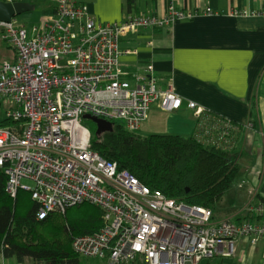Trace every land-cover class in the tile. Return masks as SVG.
Segmentation results:
<instances>
[{
  "label": "built area",
  "instance_id": "2783aa9c",
  "mask_svg": "<svg viewBox=\"0 0 264 264\" xmlns=\"http://www.w3.org/2000/svg\"><path fill=\"white\" fill-rule=\"evenodd\" d=\"M212 15L210 8L186 12L169 4L163 18L127 15L107 25L77 0H55L48 21L0 22V39L14 51L13 60L0 65V102L12 106L5 117L21 128L19 133L0 128L5 193L13 200L29 194L39 221L83 204L98 209L102 227L73 239L76 256L107 264H200L233 257L239 242L251 248L264 243V204L255 201L254 191L243 213L258 220L214 221L212 211L168 199L103 160L91 149L92 135L83 125V117L90 116L138 133L152 104L167 113L178 111L180 97L171 84L160 88L152 64L136 70L123 64L122 58L136 51L122 47V40L140 30ZM229 16L263 14L231 10ZM187 107L197 120L202 116L194 103ZM230 130L229 123L212 121L203 142L231 147Z\"/></svg>",
  "mask_w": 264,
  "mask_h": 264
},
{
  "label": "crops",
  "instance_id": "0c3cea01",
  "mask_svg": "<svg viewBox=\"0 0 264 264\" xmlns=\"http://www.w3.org/2000/svg\"><path fill=\"white\" fill-rule=\"evenodd\" d=\"M77 1L89 15L107 25L119 23L127 15L163 18L169 4L186 12L204 8L213 11L212 16L177 22L167 29L140 30L129 35L122 40V47L133 49L136 54L124 56L122 62L131 70L152 64L160 88L171 84L182 101L181 108L172 113L152 104L149 119L139 130L145 136L191 137L197 118L188 109L189 103L240 126L231 146L239 174L215 206L213 220L245 222L243 209L251 191L255 192V201L264 204V0ZM15 2L28 4L31 11L46 10L48 20L55 7V0ZM231 10L254 11L263 16L234 18L229 16ZM2 43L5 44L0 39V65L8 60L1 58ZM12 59L13 55L9 60ZM0 264L35 263L31 259L22 263L3 259L0 250ZM80 264L107 262L83 258ZM207 264H264V243L260 241L251 248L248 243L239 242L233 257L217 256Z\"/></svg>",
  "mask_w": 264,
  "mask_h": 264
},
{
  "label": "trees",
  "instance_id": "16d2710c",
  "mask_svg": "<svg viewBox=\"0 0 264 264\" xmlns=\"http://www.w3.org/2000/svg\"><path fill=\"white\" fill-rule=\"evenodd\" d=\"M212 121L230 124L229 139L233 143L240 126L207 111L197 120L189 138L173 135L141 137L126 131L118 123L112 124V132L94 136L95 125L87 120L83 125L91 132V149L103 160L116 164L118 170L129 172L141 185L168 199L214 212L239 174V166L230 146L204 144V128ZM0 128L17 133L21 129L19 122L6 117L0 121ZM5 184L6 177L0 169V250L3 259H14L17 263L31 259L35 264H80L83 258L72 252L71 242L79 236L96 234L102 227V213L92 207L80 206L73 212L67 210L63 216L49 214L39 221L37 206L30 195L21 192L13 200L5 193ZM244 220L251 222L258 218L246 215Z\"/></svg>",
  "mask_w": 264,
  "mask_h": 264
},
{
  "label": "water",
  "instance_id": "95a60500",
  "mask_svg": "<svg viewBox=\"0 0 264 264\" xmlns=\"http://www.w3.org/2000/svg\"><path fill=\"white\" fill-rule=\"evenodd\" d=\"M31 10L32 7L23 2L7 3L0 1V22L8 23L11 18L20 16ZM83 119L95 125L94 136L112 132L113 126L111 123L90 116H84Z\"/></svg>",
  "mask_w": 264,
  "mask_h": 264
},
{
  "label": "rangeland",
  "instance_id": "374dc122",
  "mask_svg": "<svg viewBox=\"0 0 264 264\" xmlns=\"http://www.w3.org/2000/svg\"><path fill=\"white\" fill-rule=\"evenodd\" d=\"M48 15L49 14H47L46 10H43V12H39V10L35 9L34 11H29L27 13H24V14L20 15V16H17V18H18V20L20 22L30 26V25H33V24H38L40 22H44V20L48 21V17H49ZM10 49L11 48L8 45L2 43V49H1L2 56H1V58L5 57V58H7L9 60L12 57V55L14 56V51L12 49H11L12 50L11 51ZM12 60H10V61H12ZM8 107H11L9 103H7L5 101H1L0 102V121H2L4 119L5 112H6V109ZM8 110H9V108H8ZM138 135H140L141 137H146L145 134H143L142 132H139ZM80 206H87L88 208L92 207V206L87 205V204H83V205H80ZM80 206H76L74 208H78ZM74 208H71L72 212H73ZM92 208H95V207H92ZM63 215H56V216H63ZM203 262L205 263L206 260H204Z\"/></svg>",
  "mask_w": 264,
  "mask_h": 264
}]
</instances>
